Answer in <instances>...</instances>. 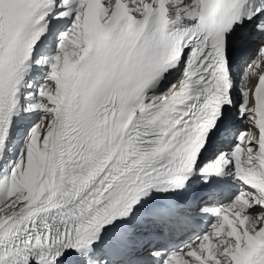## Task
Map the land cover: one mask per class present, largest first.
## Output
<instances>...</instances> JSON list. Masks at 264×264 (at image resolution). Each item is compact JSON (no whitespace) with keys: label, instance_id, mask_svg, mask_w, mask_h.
Segmentation results:
<instances>
[{"label":"snow or ice","instance_id":"6c2138e0","mask_svg":"<svg viewBox=\"0 0 264 264\" xmlns=\"http://www.w3.org/2000/svg\"><path fill=\"white\" fill-rule=\"evenodd\" d=\"M0 264H264V0H0Z\"/></svg>","mask_w":264,"mask_h":264},{"label":"bare ground","instance_id":"6f19581e","mask_svg":"<svg viewBox=\"0 0 264 264\" xmlns=\"http://www.w3.org/2000/svg\"><path fill=\"white\" fill-rule=\"evenodd\" d=\"M237 127H238V128H243V127H244V125H243V124H239V123H238Z\"/></svg>","mask_w":264,"mask_h":264}]
</instances>
